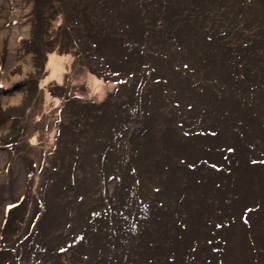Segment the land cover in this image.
<instances>
[{
    "label": "trees",
    "instance_id": "1",
    "mask_svg": "<svg viewBox=\"0 0 264 264\" xmlns=\"http://www.w3.org/2000/svg\"><path fill=\"white\" fill-rule=\"evenodd\" d=\"M78 1L76 0L77 4ZM97 1L85 0L88 10L84 5L82 11L77 7V12H87L88 15L85 17H88L91 11L97 13L99 8L106 4L107 14L110 13L115 17L114 28L112 24L110 30L112 35L97 31L96 36L92 37L93 45H89V49H85L84 52L86 57L94 54L86 61L101 59L103 74L89 66L91 73L97 78L105 79L104 75L109 73L135 79L134 71H139L136 67L138 65L141 67V63L132 62V60L138 57L139 52L144 53L148 51V48L152 51L153 43L167 40L172 45L163 58L165 63H173L172 66L170 65L171 70L173 74L179 76L178 79L173 80L184 81L187 88L189 86L196 90L202 98L207 96L205 88L211 85L224 89L225 98L235 97L240 104L239 108H245L255 94L264 93V23L259 20L264 17V12H259L260 9L254 10L256 0H102L104 4L100 6ZM236 10L242 14H237ZM227 11H231L236 17H223L222 14ZM218 13L221 17L217 15ZM116 18L119 21H116ZM97 20L95 19V23ZM86 23L93 25L91 21ZM251 24L259 25L257 29L260 31L248 38L246 30ZM132 33L133 35L130 36ZM129 38L134 41V46H125ZM108 47L115 51L114 64L119 69L122 67L121 70H114L103 63L107 60L105 54L110 55ZM119 59H124V66ZM149 79H152L151 73L147 80ZM160 80L161 83H159ZM142 83L136 84L135 87L142 86ZM157 83L160 84V94L163 96V91H166L164 89L171 87L173 82L170 77L161 75ZM169 92L173 95L172 97H179L175 88ZM186 92L190 96V91ZM191 95L195 98L193 94ZM132 97L126 101H132ZM149 98L153 97L149 96ZM67 100L70 105L73 101H75L74 104H78L75 93ZM184 100H188V103L182 106L184 108L187 106L189 111L184 117L189 125L183 126L182 130L181 123L174 129L164 128L170 131L168 141L163 139V132H157L156 126L137 127L142 119L146 122L149 119L150 122L149 117L153 114L150 111L153 109L151 106H147V110L144 109V113L140 114V110L133 104L118 102L108 109L110 112H98V114L94 112L91 118L96 119L97 123L105 118L117 119V123L108 127L106 142L98 145L101 143L100 133L98 141L94 142L97 144L95 150H99L95 165L101 167L109 162L111 173L105 176L106 181L118 178L115 192L111 195L104 192L103 198H100L103 202L98 209L86 205L87 213L81 216L83 224L81 229L72 231L70 234L63 233V229L58 233L64 238L62 240L57 236H49L48 230L55 228L50 222L47 224L53 228L43 226L42 236L39 235V230L33 229L37 213L36 202L34 203L33 200L36 201V199L26 191L27 198L22 197L16 204L13 203L15 205L12 204L8 208L5 220L0 227V264H33L37 261L44 262L43 264H57L56 262L65 251H71L74 248H77L75 259L80 262L79 264H231L226 257L227 233L238 225L237 223L242 227L251 228L250 219L256 216L247 219L248 215L246 217L244 211L243 215L241 213L237 219L238 210L236 209L235 215L232 202L238 198L235 192L241 190V183H254L257 175H261L259 172L263 173L264 178V166L255 165L259 159L255 156L247 158V153H252L251 149L256 145L254 140L256 138L262 140L264 137V119L257 129L252 124H245L241 118L240 122H232L236 116L234 113L228 115L224 112V116H221L216 112H203V109H196L189 104L188 97L183 98L182 101ZM100 105L105 111L106 102ZM178 105V102L174 103L173 108H177ZM83 107L96 110L99 108L98 105L89 103L81 108ZM166 114V120L169 123L177 122L174 112ZM181 116L180 119L183 120ZM204 119H207L209 123L207 124ZM0 121V123L4 122V120ZM198 122L199 124L203 122L201 128ZM41 126L43 130V121ZM233 126L236 128H232ZM25 127L27 123L24 127L17 126L16 136L0 140L1 147L7 148L9 154L15 155L26 148V140L19 138L21 133V135L26 133ZM195 128L199 130L196 131ZM228 129H236V133L241 138H238V141L232 143L229 148L220 147L221 144H218L216 152L218 149L219 151L226 149V153L217 152L216 163H208L212 164L214 174L204 175V182L207 179L216 182L212 183L211 188L215 189L216 196L220 199L210 200L208 205H203L204 201L209 199L208 197L202 201L199 200V208L194 217L190 209L186 212L181 205L184 199L181 192L186 188V182L181 180V176L194 173L192 170L189 171L191 166L189 160H192L193 154L187 152L188 156L184 158V149L189 148L195 151L193 146L200 139L215 136V139H218L223 133L226 134ZM105 130L107 131V128ZM258 131L260 134L257 133ZM17 138H19L18 141ZM172 141H176V144L172 145ZM92 142L90 141L91 145ZM246 142L247 146L238 145ZM142 144L149 148L148 164L150 166L148 168L157 176L156 180H152L150 192H153L148 197L136 192L137 185L132 176H139L138 171L136 170L135 175L130 173V168L134 171L133 167L138 163L137 149ZM178 144L182 146L178 147ZM242 148L244 154L240 153ZM112 160L115 161L112 162ZM179 161H183L182 166ZM225 161L228 166L225 165ZM261 164H264V160H261ZM29 167H31L30 163L26 169L28 173H35L31 172ZM208 168V166H202L206 172L210 171ZM55 172L56 170L49 174L56 175ZM33 176L34 174L30 177L31 182ZM167 178L166 184L163 180ZM50 182L52 183L53 180L42 179L40 191L46 183ZM73 183L69 181L68 185L72 187ZM174 184H176L175 187ZM200 184H202L201 181L197 183V186ZM67 188V185L60 186L63 192ZM32 203L31 211L23 215L22 213H26ZM63 211V218L65 215L67 219V222L64 219L66 226H70L73 221L69 219L64 209ZM69 212L71 214L72 209ZM29 217L30 219H25ZM25 220L29 222L24 224ZM47 236L50 238L47 239ZM253 240L254 235H251L249 241L252 244H254ZM255 261L256 263L253 264H264V261L261 263L260 260Z\"/></svg>",
    "mask_w": 264,
    "mask_h": 264
},
{
    "label": "rangeland",
    "instance_id": "2",
    "mask_svg": "<svg viewBox=\"0 0 264 264\" xmlns=\"http://www.w3.org/2000/svg\"><path fill=\"white\" fill-rule=\"evenodd\" d=\"M256 1L254 10L260 9L259 12H264V0ZM97 2L99 6L104 4L102 0ZM85 4V0H79L78 4L76 0H0V120H4L3 123H0V140L16 136L17 126L24 127L27 123L26 133L19 135L20 139L26 140L25 149L11 155L7 148L0 145V227L5 220L8 208L13 203L16 204L22 197L27 198L28 193L25 192L28 191L36 199V201L32 199L34 203L36 202L35 210L37 212L33 229L39 230L40 236L43 235L41 231L43 226L50 228H53L51 225L55 226L53 230H48L49 236H57L62 240L64 238L60 237L61 235L59 236L58 233L63 229V233L68 234L80 230L83 225L81 216L87 213L86 205L98 209L103 202L100 200L103 198L102 194L104 192L109 195L114 193L118 182V178L108 181L105 179L107 173H111L109 162L101 167L95 165L96 154L99 150H95L97 144H94L98 141L99 133L101 143L98 145L106 142L108 127L117 123V119H102L99 122L101 125L91 117L94 116V112L97 114L98 112H110L108 109L113 104L127 102L126 100L133 94L132 101L127 103L137 107L140 114L144 113V109L147 110V106L153 108L150 110L153 113L149 117L150 122L149 119L147 122L142 119L138 122L137 127L152 128L156 126L158 133L163 132L162 136L164 135L165 141L169 140L170 131L167 129L166 131L164 128L174 129L180 123L181 130L184 129L183 126L188 127L189 122H186L184 117L189 111L187 106L186 108L182 106L188 103V100L182 101L187 97L190 99L189 104L196 109H203V112H216L221 116H224V112H227L228 115L234 113L236 116L232 122H240L241 118L245 124H252L257 129L263 122L264 93L258 90L257 92L260 93L255 94L250 99L252 101L247 102L245 108H239L240 104L237 98H225L226 91L224 89L210 85L205 88L207 96L202 98V95L196 90L189 86L187 88L184 81L173 80L178 79L179 76L173 74L171 70L170 65L172 66L173 63H165L163 58L168 54L172 45L167 40L153 43L152 51L148 48V51L144 53L139 52L138 57L132 60V62L141 63V67L139 65L136 67L139 71H134L136 81L133 78L127 79L130 77L121 74H109L108 72L104 75L105 79L97 78L91 73L89 66L103 74L102 61L101 59L86 61L94 54L86 57L84 52L85 49H89V45H93L92 37L96 36L97 31L112 35L110 30L112 24L114 28L115 17L110 13L107 14L106 4L98 7L97 13L91 11V14L89 13V16L85 17L88 15L87 12L79 13L82 11L83 5L88 10ZM77 7L80 10L78 12ZM237 14L242 13L237 11ZM217 15L221 17L220 13ZM222 16L236 17L231 11L224 12ZM95 19H98L96 23ZM259 20L264 23V17ZM87 21H91L93 25L86 23ZM116 21L119 19L116 18ZM250 26L246 30L248 38L260 31L257 29L259 25L251 24ZM132 35L133 33L130 36ZM126 41L125 46H134L132 38ZM108 48L111 56L105 54L107 60H104L103 63L108 64L114 70H121L122 67L119 69L114 64L115 51L111 47ZM119 62L124 66V59ZM126 63L129 62L126 61ZM139 67L142 68L141 71ZM149 73H151L152 79L147 80ZM161 75L170 77L173 82L171 87L168 86L164 89L166 91H163V96L160 94L159 83L161 80L157 83ZM140 83L142 86L135 87ZM172 87L178 91L179 97H172L173 95L169 92L173 89ZM187 90L195 98L191 94L188 96ZM74 93L78 97V104H74L75 101H73L70 105L67 98ZM149 96L153 98H149ZM104 102L107 106L105 111L100 107V104ZM177 102L179 105L174 109L173 104ZM88 103L96 104L99 108L97 110L81 108ZM229 110L231 112H228ZM167 112H174L177 122L169 123L166 120ZM180 115L183 120L180 119ZM42 121L44 123L43 130L42 126L40 127ZM204 121L209 123L207 119ZM201 124L203 122L200 124L198 122L200 128ZM234 127L236 128V126L232 128ZM195 130L198 131L199 128H195ZM105 131L106 134H104ZM236 132V129H228L227 133H223L218 139H215L216 136L200 139L193 146L195 151H191L189 148L184 149V158H187V152L193 154L192 160H189L191 165L189 171L192 170L194 173L181 176V180L186 182V188L181 192L184 195L181 205L186 212L190 209L194 217L199 208V200L202 201L208 197L209 199L203 203V205H208L210 200L220 199L216 196L215 189L211 188L212 183L216 182L214 180L211 182L208 179L204 182V175L214 174L215 170L212 164L208 163H216L218 158L216 153H226V149L220 151L218 149L216 152L218 144H221L220 147L229 148L232 143L241 138ZM236 136L238 137L236 138ZM19 138L16 140L18 141ZM90 141H93V146ZM254 141L256 145L251 149L252 153H247V158L255 156L256 159H259L255 165L264 166L261 164V160H264V137L262 140L256 138ZM172 142V145L176 144V141ZM178 145V147L182 146ZM238 145L247 146V142ZM137 150L138 163L134 165V171L129 167L130 173L135 175L136 170L138 171L139 176H132L137 185L136 192L148 197L153 192H150L152 180H156L157 176L153 170L148 168L150 166L148 164L149 148L142 144L141 147L138 146ZM240 153H245L243 148ZM181 162L183 161H179L180 166L183 165ZM29 163L31 172L35 173L29 174V171L26 170ZM225 163L228 166L226 161ZM196 165L199 166L198 170ZM203 165L204 167L208 166L210 171L203 170ZM55 170L56 175L49 174L50 172L54 173ZM78 172L80 173L78 174ZM33 174L31 182L30 177ZM259 174L261 175H257L256 182L241 183V190L235 192L238 198L232 202V209L235 215L236 209L238 210L237 219L244 211L246 217L248 215L247 219L256 216L250 219L251 228L249 226L242 227L237 223L238 225L227 233L226 257L231 264H253L256 263L255 260H260V263L264 261V178L263 173L259 172ZM42 179L53 180L52 183H48L52 187H48L49 185L46 183L40 191L39 186ZM69 181L75 182L72 187L68 185ZM200 181L202 184L197 186ZM163 182L167 184L168 178ZM61 185L62 187L67 185L68 188L63 192L60 189ZM175 186L176 184H174ZM28 188L29 190H27ZM31 208H33V203L29 205L27 212L22 214H27ZM63 209L68 213L69 219L73 221L70 226H66L67 219L65 215L63 218ZM70 209H72L71 214H69ZM25 219H30V217ZM28 222L25 220L24 224ZM49 222L52 224L48 225ZM251 235H254V244L249 241ZM49 236L47 239L50 238ZM76 250L77 248L65 251L56 263L79 264L80 262L75 259L77 257ZM43 263L37 261L33 264Z\"/></svg>",
    "mask_w": 264,
    "mask_h": 264
}]
</instances>
